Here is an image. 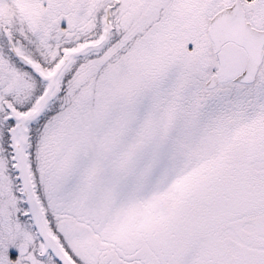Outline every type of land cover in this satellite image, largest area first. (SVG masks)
<instances>
[{
	"label": "snow or ice",
	"instance_id": "snow-or-ice-1",
	"mask_svg": "<svg viewBox=\"0 0 264 264\" xmlns=\"http://www.w3.org/2000/svg\"><path fill=\"white\" fill-rule=\"evenodd\" d=\"M0 264H264V0H0Z\"/></svg>",
	"mask_w": 264,
	"mask_h": 264
}]
</instances>
